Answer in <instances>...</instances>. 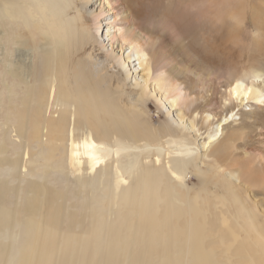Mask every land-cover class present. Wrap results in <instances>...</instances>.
Wrapping results in <instances>:
<instances>
[{"label": "bare ground", "instance_id": "obj_1", "mask_svg": "<svg viewBox=\"0 0 264 264\" xmlns=\"http://www.w3.org/2000/svg\"><path fill=\"white\" fill-rule=\"evenodd\" d=\"M102 1L114 19L108 23L111 27L106 37L121 49L127 48L128 65L138 62L139 68L135 65L132 69L136 81L144 86L142 90H147L153 74L155 93L168 88L173 93L171 107L187 104L192 93L185 92L173 76V71L185 74L186 70L171 67L173 60L162 50L161 38L141 31L123 0ZM169 1L188 12L195 9L215 27L230 22V32L237 38L250 15L253 42L259 46L264 42V0L256 4L248 0ZM71 4L73 0H0V44L9 36L8 45L2 46L6 51L1 82L10 94L0 139V166H6L9 177L18 180L11 184L10 179H0V264H8L13 243L18 244L19 255L10 264H72V260L75 264H153L155 258L162 264H217V250L207 247L212 235L224 240L229 233L235 242L264 244V204L240 195V189L264 191V156L245 158V163L232 158L239 134L233 131L226 141L225 130L234 112L213 127L202 144L204 159L220 151L211 173L226 176L235 186L239 197L231 199L224 193L209 192L210 181L201 177L194 164L193 149L175 148L176 132L168 127L154 129L147 123L142 97L127 100L115 96L123 89L121 81L117 75L108 82L104 79L94 49L83 46L87 35L81 17L69 16ZM16 27L18 33L12 40ZM164 29L172 39L180 40L174 24L165 18L158 25V30ZM34 30L44 32L43 44L37 43ZM12 41L15 47L35 50L29 76L7 56ZM92 41L96 42V37ZM46 55L51 60H45ZM140 68L141 76L137 75ZM244 73L230 80L225 101L264 106V86L259 84L264 73L254 69L250 84L245 83ZM195 76L202 86L210 85L204 76ZM10 82L14 86H9ZM14 87L24 89V94H15ZM16 98L21 104L14 102ZM216 108L214 100L204 104L200 111L203 125H212ZM2 109L0 97V112ZM198 115L187 125L194 133L199 132ZM177 119L185 122V114L180 112ZM13 128L22 145L15 158L9 156L5 140ZM35 143L44 161L40 180L36 178L41 166H35L32 150ZM59 153L67 156V163L58 158ZM122 156L126 161H121ZM52 172L64 176V191L49 180ZM189 174L203 179L202 187L194 193L186 181ZM71 179L76 183V199H70ZM11 194L15 202L10 208L7 201ZM209 198L215 200L221 225L215 234L208 228ZM94 204L100 206L101 214ZM126 227L132 244L121 241ZM233 246L230 244L226 253Z\"/></svg>", "mask_w": 264, "mask_h": 264}, {"label": "rangeland", "instance_id": "obj_2", "mask_svg": "<svg viewBox=\"0 0 264 264\" xmlns=\"http://www.w3.org/2000/svg\"><path fill=\"white\" fill-rule=\"evenodd\" d=\"M123 1L129 9L134 24L138 26L141 31L153 37L159 36L161 38L159 39V43L162 50L173 60L171 67L173 68V66L178 65L179 68L186 70L185 74H178L173 71V76L182 83V88H184L185 92L189 91L192 93L189 102L187 104L181 103L175 108L171 107L173 98L172 91L165 88L162 92L157 91V93H155L154 84L152 82L155 80L156 75L153 74L151 81L148 83L149 86L147 90H142L144 86L140 80L139 82L136 81V74L134 73V69H132L135 65L136 69L139 68L137 65L138 62L128 65L125 61V57L128 54L127 48L121 49L117 42L111 41L110 37H106V35L109 34L108 29L111 27L109 24L114 19H112L113 15H109V12L107 13L102 0H87L85 2L73 0V4L69 6V16L76 17L79 15L85 26L87 38L84 40L83 46L89 51L92 50V48L94 49L96 63L104 69L103 75L107 82L112 80L110 77L113 75H117L120 79L123 89L120 88V90L115 92V96L118 99L126 98L129 100L135 98L137 100L142 97L145 106V116L143 118H145L147 123L154 129L168 127L173 133L176 132L177 146L175 148L190 147L193 149L194 154L192 158L194 164L200 169L202 174L201 177L204 178L206 182L210 181L208 187L209 192L216 194L224 193V195L231 199H235L236 196L239 197L235 190V186L226 179V176H217L211 173V171L214 170L211 168V165H215V158L219 155L220 151L218 153H215V151L210 155L209 159H204L203 153L206 154V151L202 149V144L204 141H207V134L210 130L219 124L224 117L231 116L234 112L233 121L227 125V129L225 130L227 134L226 141L233 131H237L239 134L232 152V158L234 160L244 161L245 163L247 158L264 156V106L259 107L251 104V102L242 105L241 101L237 100L225 101L227 89H229V82L235 75L240 76L243 75L244 72H247L244 73L246 76L245 83L250 84L251 73L254 69L261 70V72L264 73V42H260V46L253 42L251 34L254 26L251 16H247L246 26L239 31L237 38L235 34L230 32L232 28L230 22L226 21L223 26L218 25L215 27L211 20L209 21L208 18L201 17L197 14L199 12L195 9L188 12L189 9L179 4L174 3L170 5L169 0ZM248 1L256 4L260 0ZM84 3H87V6H83ZM103 8L105 10H103ZM100 14L103 16L95 19V16ZM164 18L176 27L177 33L180 35L179 41L172 39L167 30H158V25ZM22 31H24L23 27ZM17 33L18 29L16 27L12 32V40ZM34 33L37 43L43 44L44 42L41 38L44 32H36L34 30ZM2 36L3 34L0 32V38ZM93 37H96V42L92 41ZM6 38L9 40V36ZM7 39L3 40L0 44V97L3 98V109L0 112V139L3 138V129L5 128L3 124L7 121L6 114L9 107L8 96L10 95L5 91L1 82L5 67L3 55L6 51L5 49L3 50L4 47L2 46L8 45ZM9 47L11 48V51L9 50L7 53V56L9 55V60L19 65L20 68L25 70L26 76H29V67L33 64L34 57H36L35 50H33L31 46L15 47L14 41L11 42ZM45 60H51V57L46 55ZM142 74L143 68H140L137 75L141 76ZM195 74L204 76L205 79L209 80L210 85L207 83V86H202ZM28 78L30 79V77ZM261 78L259 84L264 86V77ZM9 86H14L13 82H10ZM14 89L16 90L15 94H24V89L21 90L20 87H14ZM211 100H214L217 104V108L213 112L215 117L212 121V125L208 127L207 125H203V117L200 111L204 104ZM14 102L20 103L18 98L14 99ZM180 112L185 114V122L180 123L178 121L177 115ZM197 114L199 115L196 119V124L199 132L194 133L188 129L187 125L189 120L196 117ZM11 120L12 124L16 123L14 117H12ZM5 140L8 144L9 156L15 158V156L22 151V145L20 144L19 138L16 137L14 128L9 130L5 136ZM32 150L34 152L35 166H41L37 178L36 175L34 178L40 180L42 179L44 161H42L39 155L41 152L37 143L33 144ZM150 150L151 148L148 147V151ZM135 155L136 153L132 154L131 157ZM58 158H62L66 163L68 162L67 156H61L60 153ZM165 158H167V154H165ZM161 159H163V156ZM121 161L124 162L126 159L122 156ZM230 161H232V159H230ZM0 179H10L9 182L11 184L18 183L17 178L9 177L8 168L3 165L0 166ZM49 180L54 183L56 187H60L64 191L65 179L62 174L59 172H52ZM186 181L189 187L193 188L192 193L199 190L203 184V179L194 174H189ZM71 185L70 199H76V183L73 179H71ZM240 191L242 199L255 197L256 199L254 200L256 202L261 201V203L264 204V191L261 189L253 188L249 191L240 189ZM99 195L98 201L101 202L103 196L102 194ZM204 197L207 198L206 195H204ZM14 202L15 196L13 194L9 195L7 206L10 208L13 207ZM214 204L215 200L209 198L206 206L209 210L208 228L212 229L215 234L221 229V225ZM93 206L96 208L97 213L101 214L102 211L100 206L98 204H94ZM78 210H82L81 204H78ZM79 218H81V216H79ZM63 231H67L66 223ZM127 232V227L122 230L121 241L132 244L133 238L128 237ZM215 237L216 235L210 237L207 242V247L209 250H217V264H264V244L254 245L248 241L243 242L241 240L235 242L229 233H227L224 240ZM230 244H234V246L229 253H226L227 247L230 246ZM18 255V244L13 243L8 264L16 261ZM70 262L71 261H69V263ZM71 263L75 264L73 260ZM153 264H162V260L155 258Z\"/></svg>", "mask_w": 264, "mask_h": 264}]
</instances>
